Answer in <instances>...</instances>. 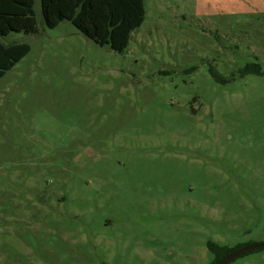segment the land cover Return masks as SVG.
Here are the masks:
<instances>
[{
  "label": "rangeland",
  "instance_id": "rangeland-1",
  "mask_svg": "<svg viewBox=\"0 0 264 264\" xmlns=\"http://www.w3.org/2000/svg\"><path fill=\"white\" fill-rule=\"evenodd\" d=\"M114 52L64 20L3 45L0 264H208L264 243V0H143ZM214 68L229 78L217 83ZM231 264H264V250Z\"/></svg>",
  "mask_w": 264,
  "mask_h": 264
},
{
  "label": "trees",
  "instance_id": "trees-1",
  "mask_svg": "<svg viewBox=\"0 0 264 264\" xmlns=\"http://www.w3.org/2000/svg\"><path fill=\"white\" fill-rule=\"evenodd\" d=\"M44 22L48 28L56 27L66 20L84 37L91 39L99 46H108L112 51L121 53L128 45L131 32L138 28L144 19L143 0H40ZM36 31V19L33 11V0H0V37L10 32L33 33ZM30 48L25 43L3 45L0 42V78L20 61ZM211 77L220 84L230 82L210 68ZM249 74L262 75L264 72L258 64H246L239 70L240 78ZM255 243L228 247L213 242L207 243L212 255L208 264H218L227 256ZM264 248L244 252L226 264Z\"/></svg>",
  "mask_w": 264,
  "mask_h": 264
},
{
  "label": "water",
  "instance_id": "water-1",
  "mask_svg": "<svg viewBox=\"0 0 264 264\" xmlns=\"http://www.w3.org/2000/svg\"><path fill=\"white\" fill-rule=\"evenodd\" d=\"M259 248H264V243H260V244H253V245H249L247 247H244L238 251H235L234 253H232L231 255L227 256L225 259H223L220 263L218 264H226L228 263L230 260H232L233 258L237 257L238 255L250 251V250H254V249H259Z\"/></svg>",
  "mask_w": 264,
  "mask_h": 264
}]
</instances>
